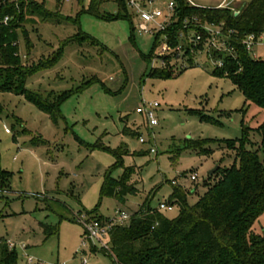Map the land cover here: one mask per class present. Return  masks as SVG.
Instances as JSON below:
<instances>
[{
	"label": "rangeland",
	"instance_id": "rangeland-1",
	"mask_svg": "<svg viewBox=\"0 0 264 264\" xmlns=\"http://www.w3.org/2000/svg\"><path fill=\"white\" fill-rule=\"evenodd\" d=\"M37 1L55 13L46 20L26 15L23 30L32 45L27 48L19 29L22 62L33 68L61 53L33 73L27 87L55 100L68 95L55 122L24 95L0 91V171L10 172L0 177V240L27 244V252L45 264H81L83 253L87 264H114L102 246L110 244L109 236L83 245L86 211L98 207L104 216L117 209L132 213L146 200L158 207L170 199L173 180L193 205L216 181V171H211L233 162V152L220 149L217 141L241 137L244 125L260 126L264 113L245 104L233 81L214 75L202 57L196 66L169 78L148 76L152 66H160L145 58L154 49L155 37L140 32L135 17L106 20L87 11L77 16L82 10L78 0ZM165 1L155 5L164 6ZM192 1L216 7L223 0ZM244 1L236 0L231 7ZM89 3L85 1L86 8ZM99 11L118 16L120 7L103 0ZM255 52L264 59V46ZM143 102L160 104L156 126L149 127L136 111ZM140 136L147 141L141 143ZM189 139L211 140L212 152L185 150L172 158L173 150ZM121 148L127 151L121 157L110 151ZM127 167L134 173L126 199L103 196L105 180L119 179ZM193 173L198 175L195 181ZM161 211L172 218L179 207ZM48 226L58 231L47 233ZM254 229H264V214ZM17 250L18 264H25L19 246Z\"/></svg>",
	"mask_w": 264,
	"mask_h": 264
},
{
	"label": "trees",
	"instance_id": "trees-1",
	"mask_svg": "<svg viewBox=\"0 0 264 264\" xmlns=\"http://www.w3.org/2000/svg\"><path fill=\"white\" fill-rule=\"evenodd\" d=\"M57 1L64 4L62 0ZM78 1L82 10L77 16L87 11L106 20L133 17L125 0H114L120 7L118 16L100 13L103 0H90L88 8L85 7L87 0ZM176 3L178 20L168 29L174 38L176 31L182 28L183 18L193 16L202 22L224 23L227 29L236 31L233 37L239 41L246 33L264 32V0H245L237 8L195 6L187 0H176ZM53 13L37 0H0V91L24 95L57 122L60 104L68 94L63 93L56 100L51 99V95L45 98L29 90L27 81L37 70L51 65L61 52L50 62L31 68L23 64L19 45L21 29L26 46L31 49L29 35L22 24L27 14L46 20L52 18ZM6 16L9 17L7 23L4 22ZM157 46L156 36L154 49L146 59H153ZM235 51V57L227 53L215 54V57H223L225 64L222 68H214L212 73L230 78L245 96V104L256 105L264 113V59L252 58L241 43L235 44ZM196 64L191 58L186 68ZM186 68L177 70L170 64L164 68L152 67L148 76L169 78ZM209 141L185 140L173 150L172 158L185 150L209 155L213 150ZM217 143L220 149L233 152L232 164L218 166L216 181L208 184L205 193L193 205L187 202V191L172 181L174 189L164 203L179 207L176 216L164 215L159 206L154 207L146 200L124 225L114 226L109 234V249H105L114 264H264V229L259 233L254 229L264 214V122L255 128L244 125L241 137ZM110 151L117 157L127 153L123 148ZM133 173L134 168L127 167L119 179L108 177L102 195L125 200ZM9 175L8 171H0V177ZM86 214L89 219L96 217L103 221L108 218L99 213L98 207L87 210ZM46 231L57 232L58 227L48 226ZM18 259L17 248H11L7 239H1L0 264H18Z\"/></svg>",
	"mask_w": 264,
	"mask_h": 264
},
{
	"label": "built area",
	"instance_id": "built-area-1",
	"mask_svg": "<svg viewBox=\"0 0 264 264\" xmlns=\"http://www.w3.org/2000/svg\"><path fill=\"white\" fill-rule=\"evenodd\" d=\"M72 0H62L64 3H69ZM90 1V0H87ZM126 5L133 17L139 20V31L148 33L154 37H158V46L153 57L160 66H152L164 68L168 64L174 65L175 69L180 70L190 65V59H194L197 63L199 57H202L205 62H209V67L222 68L225 64L223 57L215 54L227 53L235 57V44L241 43L245 46L248 53L254 59H263L261 55L255 52V48L264 46V32L246 33L244 37L238 40L233 34L236 32L232 28H226L224 23L202 22L197 16L185 17L182 21V28L176 31L175 38L170 34V30L174 23L178 20L176 16V0L165 1L164 6H156L157 0H125ZM192 5L198 6L192 0H187ZM236 0H223L216 7H231ZM9 17L6 16L4 22L7 23ZM160 107L158 102L148 103L143 102L137 108L146 120L149 127L156 126L159 121L157 117V109ZM141 143L147 140L144 136H140ZM154 147L151 152H155ZM181 175V174H180ZM197 173L190 175L191 180H197ZM173 183H178L173 180ZM162 210H172L173 206L164 202L159 204ZM131 217V213L125 209H117L114 214L108 216L106 220L89 219L86 216L82 218V223L86 228V236L83 239V245L92 244L94 240L109 236L110 231L114 226L124 225ZM93 245V244H92ZM11 248H17L23 252L25 264H45L41 259L27 252V244L9 242ZM104 249H109L108 245L102 242ZM85 252V250H83ZM81 252V253H83ZM81 264H87L88 260L85 254H81ZM60 264H66L65 262Z\"/></svg>",
	"mask_w": 264,
	"mask_h": 264
},
{
	"label": "water",
	"instance_id": "water-1",
	"mask_svg": "<svg viewBox=\"0 0 264 264\" xmlns=\"http://www.w3.org/2000/svg\"><path fill=\"white\" fill-rule=\"evenodd\" d=\"M217 169H218V166L214 170L211 171V174L214 173Z\"/></svg>",
	"mask_w": 264,
	"mask_h": 264
},
{
	"label": "crops",
	"instance_id": "crops-1",
	"mask_svg": "<svg viewBox=\"0 0 264 264\" xmlns=\"http://www.w3.org/2000/svg\"><path fill=\"white\" fill-rule=\"evenodd\" d=\"M28 246V245H27Z\"/></svg>",
	"mask_w": 264,
	"mask_h": 264
}]
</instances>
